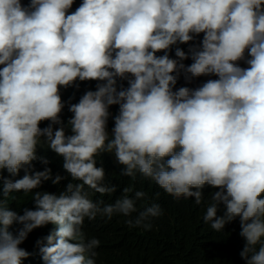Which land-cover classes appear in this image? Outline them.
I'll return each mask as SVG.
<instances>
[{
	"label": "clouds",
	"instance_id": "1",
	"mask_svg": "<svg viewBox=\"0 0 264 264\" xmlns=\"http://www.w3.org/2000/svg\"><path fill=\"white\" fill-rule=\"evenodd\" d=\"M74 2L0 0V264H264V0Z\"/></svg>",
	"mask_w": 264,
	"mask_h": 264
},
{
	"label": "trees",
	"instance_id": "2",
	"mask_svg": "<svg viewBox=\"0 0 264 264\" xmlns=\"http://www.w3.org/2000/svg\"><path fill=\"white\" fill-rule=\"evenodd\" d=\"M80 3L81 0H75L70 11H75V9L79 6ZM197 82L198 79L193 80L191 84H188V86L194 87ZM177 84L185 85V82L183 80L178 82ZM97 161L106 169L111 170L113 172L112 177L114 180L118 182L124 180L116 173L109 156L103 154L101 157H97ZM50 228L51 231H53L55 229V226L50 225ZM241 242L245 243L242 238L238 241L236 238H233L230 242H225L222 236L214 235L209 231L207 234V240L198 243L195 234L193 232H188L186 234V237L182 238L181 244H190L191 252H183L182 257L186 264H232V262L228 261L219 253V250L221 247H226L228 249H230L231 247H235L236 249V243ZM115 246V251H117L119 249V244L115 242ZM111 253H114V250H112ZM24 264H29V262L26 260Z\"/></svg>",
	"mask_w": 264,
	"mask_h": 264
},
{
	"label": "rangeland",
	"instance_id": "3",
	"mask_svg": "<svg viewBox=\"0 0 264 264\" xmlns=\"http://www.w3.org/2000/svg\"><path fill=\"white\" fill-rule=\"evenodd\" d=\"M219 215H222V214L220 213L218 214V216ZM207 228L212 234L222 236L225 241H230L233 238H237L240 232L239 222H231L229 224H226L224 229L219 232L213 230L210 227V224L207 226Z\"/></svg>",
	"mask_w": 264,
	"mask_h": 264
},
{
	"label": "bare ground",
	"instance_id": "4",
	"mask_svg": "<svg viewBox=\"0 0 264 264\" xmlns=\"http://www.w3.org/2000/svg\"><path fill=\"white\" fill-rule=\"evenodd\" d=\"M50 230H51V228H50ZM51 232V231H50ZM132 251V250H131Z\"/></svg>",
	"mask_w": 264,
	"mask_h": 264
}]
</instances>
